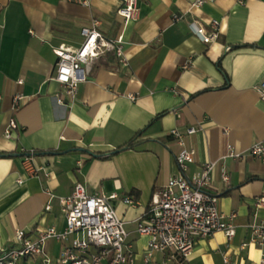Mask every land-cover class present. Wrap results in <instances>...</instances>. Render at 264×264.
<instances>
[{
  "label": "crops",
  "instance_id": "obj_1",
  "mask_svg": "<svg viewBox=\"0 0 264 264\" xmlns=\"http://www.w3.org/2000/svg\"><path fill=\"white\" fill-rule=\"evenodd\" d=\"M118 1L0 0V153L9 155L0 157V250L12 245L18 229L62 230L57 200L80 183L88 194L117 195L113 206L133 244L134 264H142L146 239L135 233V222L179 174L174 157L180 146L170 131L193 127L194 134L182 137L184 147L195 151L185 175L215 162L208 192L219 198L222 213H236V219L231 240L223 233L199 240L186 264L258 261L264 246H241L253 214L264 220V209L253 207L264 197V164L248 154L253 144H264V101L256 90L264 83V0H212L198 9L191 7L196 0H139L137 19L124 29ZM173 15L181 19L173 21ZM92 20L108 38L123 32L127 66L108 53L92 65L74 102L57 105L53 49H77L79 31ZM192 21H217L216 41L198 40ZM15 95L24 101L13 113ZM9 118L19 128L4 140ZM140 132L134 149L92 156L111 154ZM228 146L243 157L227 158ZM21 150L36 152L35 176L23 169ZM223 170L227 183L220 180ZM124 197L135 205L124 204ZM59 250L54 241L45 245L52 258Z\"/></svg>",
  "mask_w": 264,
  "mask_h": 264
},
{
  "label": "built area",
  "instance_id": "obj_2",
  "mask_svg": "<svg viewBox=\"0 0 264 264\" xmlns=\"http://www.w3.org/2000/svg\"><path fill=\"white\" fill-rule=\"evenodd\" d=\"M76 1L81 5L87 2ZM211 1L196 0L191 7L198 9ZM118 2L116 16L121 18L124 29L129 22L137 19L139 0ZM180 19V15L172 17L173 21ZM218 25L217 21H209L206 25L192 21L189 27L198 40L209 45L218 37ZM98 27L99 22L92 20L89 26L81 28L79 32L82 42L77 49L64 45L53 49L56 63L51 80L60 88L54 95V103L57 105L69 106L74 102L77 87L86 81L92 65L108 53H112L121 66H127L123 53V32L115 38H108L98 30ZM228 50L230 48L226 47L225 51ZM17 84L21 85L22 80ZM256 90L260 100L264 101V83ZM132 98L130 96V99ZM23 101V97L15 95L11 111L16 112ZM18 128L16 121L9 118L1 137L4 140L13 139V133ZM195 132L196 129L193 127L186 129L185 133L176 129L170 131V136L176 139L180 146V151L174 157L179 174L169 178L152 196L147 209L135 222V233L146 239L142 264H186L199 240L207 239L215 233H223L228 240L235 235L236 213H222L219 209V198L208 192L216 163L204 164L191 178L185 175L188 166L194 163L195 151L184 147L182 137L183 134L192 135ZM20 154H24L20 156L23 169L35 176L37 169L33 167L31 160L34 156L33 151L21 150ZM248 154L264 164V144H253ZM226 157L239 160L243 153L235 152L228 146ZM220 177L223 183L228 182L227 171L223 170ZM116 198V194L108 197L103 194H88L82 184H75L70 195L57 200L65 221L64 228L57 230L55 227H48L34 234L21 229L16 230L12 245L0 250V264H134L133 244L124 226L125 222L113 206ZM123 203L131 207L135 205L133 199L129 197H124ZM253 207L264 209V197L256 198ZM45 210H50L49 202ZM246 228L249 238L241 247L250 244L264 246V220L253 214ZM48 241H54L60 246L55 258L50 257L45 251ZM157 256L161 257L160 262L156 261ZM227 261L224 259L225 263ZM243 264H264V256L256 262Z\"/></svg>",
  "mask_w": 264,
  "mask_h": 264
},
{
  "label": "trees",
  "instance_id": "obj_3",
  "mask_svg": "<svg viewBox=\"0 0 264 264\" xmlns=\"http://www.w3.org/2000/svg\"><path fill=\"white\" fill-rule=\"evenodd\" d=\"M140 134H141V132L140 133H137L130 141H128L124 145L119 146L118 148H116L111 154H108L106 156L105 155L100 156V155H94V154H92V156H94V157L108 158V157H110L113 154L120 153V152L125 151V150L134 149V147L137 144V141H135V140H137V138L140 136ZM33 154L35 155L36 152L33 151ZM42 154H53V153L52 152H46V153H42ZM20 155H24V154H20ZM5 156H9V155L0 153V157H5ZM221 194H222V196H224V195L227 194V192H224V193H221Z\"/></svg>",
  "mask_w": 264,
  "mask_h": 264
}]
</instances>
